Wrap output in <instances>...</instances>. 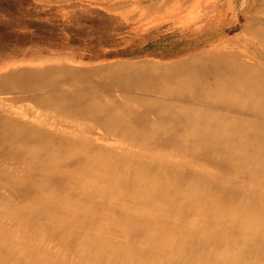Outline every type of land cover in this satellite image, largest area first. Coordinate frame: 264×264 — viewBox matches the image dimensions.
Returning <instances> with one entry per match:
<instances>
[{
    "label": "bare ground",
    "instance_id": "1",
    "mask_svg": "<svg viewBox=\"0 0 264 264\" xmlns=\"http://www.w3.org/2000/svg\"><path fill=\"white\" fill-rule=\"evenodd\" d=\"M56 71L3 74L1 78L22 83L0 78V95L31 88L57 92L65 86L56 81ZM164 79L157 75L154 83L139 86L153 91ZM258 88L241 84L236 87L240 93L217 85L202 92L218 99L238 94L244 96L241 102L260 106L257 97L250 96ZM131 99L138 106L157 103L152 115L170 107ZM113 101L108 108L99 102L70 107L79 102L74 94L51 99L42 95L32 99L31 106L40 110L39 120L26 126L18 116L1 113L7 106L0 99V168L19 160L25 167L20 175L6 169L0 173L2 187L11 193L0 194V264H264L263 129L251 125L246 139L233 142L220 116L193 109L181 116L159 115L162 126L148 125L149 119L139 113L133 122L142 124L140 131L112 113L120 96ZM47 116L50 125L40 122ZM183 116L189 123L185 127L203 117L205 122L184 132ZM173 125L179 127L175 145L162 137ZM97 129L116 139L93 136ZM188 136L194 137L192 142ZM74 156L81 160L68 165ZM63 166L65 176L60 175ZM243 171H249V177L239 181ZM60 181L66 189L63 196L55 185ZM249 182L260 199L232 194ZM93 197H106L114 215L86 201ZM21 225L31 240L22 239Z\"/></svg>",
    "mask_w": 264,
    "mask_h": 264
},
{
    "label": "rangeland",
    "instance_id": "2",
    "mask_svg": "<svg viewBox=\"0 0 264 264\" xmlns=\"http://www.w3.org/2000/svg\"><path fill=\"white\" fill-rule=\"evenodd\" d=\"M40 69L57 70L56 81L65 88L57 92L31 88L0 95L7 106L1 113L16 115L21 123L30 126L37 123L40 113L37 107H31L32 99L42 95L51 99L74 94L79 102L70 107L99 102L107 108L120 96V105L113 106L112 113L140 131L142 124L133 122L139 113L149 119L148 125H165L163 119H156L159 115L181 116L184 111L199 109L220 116L227 123L229 140L241 141L248 137L245 133L251 125L264 131V0H0V76L36 73ZM64 70L73 73L65 74ZM157 75L165 76L155 84L158 88L154 86L152 91L139 86L154 83ZM247 83L258 85L257 93L252 91L250 96L257 97L261 107L251 101L241 102L244 96L238 94L226 93L218 99L202 92L212 91L217 85H228L240 92L236 87ZM132 97L151 103L161 101L170 107L166 113L152 115L157 103L138 106ZM12 98L18 101L13 102ZM107 108L99 116H104ZM147 109L150 113H145ZM184 117V132L205 122L203 117L185 127L189 123ZM40 122L50 125L52 119L47 116ZM177 128L166 127L163 139L169 137L175 145L180 140ZM98 135H105L110 142L116 139V135L94 130L93 136ZM191 136L186 138L188 142L193 141ZM261 139L264 144V135ZM80 160V156H74L67 164ZM23 168L20 160L12 161L5 163L0 173L6 169L20 175ZM66 172L67 166H63L60 175L65 176ZM250 172L243 171L237 179L242 181ZM250 182L247 188L239 187L232 194L252 201L260 199ZM55 185L57 193L65 195L63 181ZM9 193L0 182V194ZM86 201L111 215L115 213L106 197ZM22 225L18 228L20 233L23 231L21 235L25 233L22 239L31 240V233Z\"/></svg>",
    "mask_w": 264,
    "mask_h": 264
},
{
    "label": "crops",
    "instance_id": "3",
    "mask_svg": "<svg viewBox=\"0 0 264 264\" xmlns=\"http://www.w3.org/2000/svg\"><path fill=\"white\" fill-rule=\"evenodd\" d=\"M64 88H60L59 91L63 90Z\"/></svg>",
    "mask_w": 264,
    "mask_h": 264
}]
</instances>
